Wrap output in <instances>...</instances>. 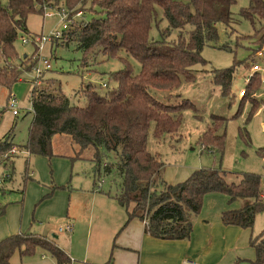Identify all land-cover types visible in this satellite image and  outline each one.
Here are the masks:
<instances>
[{
  "label": "trees",
  "instance_id": "16d2710c",
  "mask_svg": "<svg viewBox=\"0 0 264 264\" xmlns=\"http://www.w3.org/2000/svg\"><path fill=\"white\" fill-rule=\"evenodd\" d=\"M64 1L67 7L59 6L58 10L69 12L68 27L51 40L52 46L74 40L85 57L103 51L109 57L120 58L124 67L110 73V80H115L117 86L103 83L105 93L93 84L83 87L80 96L86 99L85 104L73 102L59 83L45 79L43 71L40 83L33 86V118L27 140L20 147L31 155L51 158L52 138L57 133L70 134L80 150L92 146L95 186L102 172L119 173L123 180L114 199L126 209L128 222L135 218L148 220L146 233L157 239H189L194 216L200 213L205 195L214 192L227 195L230 204L242 202L241 207L222 212L223 224L252 229L256 216L264 211V179L259 174L245 172L238 180L228 181L225 171L202 168L183 181L169 183L162 177L165 163L161 154L148 147L150 136L160 141L178 134L182 112L193 104L182 98L184 105L176 111L174 91L196 79L198 70L194 66L204 62L201 50L217 42L219 23L227 30L235 20L232 7L237 0H90L89 4L87 0H76L83 4L79 8L70 0ZM60 3L61 0H0V85L11 88L23 71L34 69L37 45L35 53L25 60L19 58L15 42L20 31H28L30 15L44 14L46 7ZM88 5L92 17L86 22L82 18ZM77 12L81 15L75 16ZM240 14L253 23L255 17L264 20V0H249ZM154 26L160 34L157 38L151 35ZM262 41L264 36L256 40ZM122 53L140 62L139 72ZM17 59L24 60L22 66L26 70L21 64L15 65ZM242 63L251 69L247 60H236L231 67L213 74L212 81L220 85L227 97L237 79L236 66ZM259 80L253 76L243 98L253 93ZM225 120L222 115L211 114V123L199 138L202 144L222 147ZM13 145L16 144L12 140H0V167L12 163L16 154L4 155ZM108 154L114 156L113 162L107 160ZM6 207L7 202L0 203V216ZM249 246L255 251V259H244V263L264 264V230L251 233ZM40 250L56 264H73L71 256L54 240L33 232L1 239L0 264H13L16 251L24 258Z\"/></svg>",
  "mask_w": 264,
  "mask_h": 264
},
{
  "label": "rangeland",
  "instance_id": "374dc122",
  "mask_svg": "<svg viewBox=\"0 0 264 264\" xmlns=\"http://www.w3.org/2000/svg\"><path fill=\"white\" fill-rule=\"evenodd\" d=\"M89 2L90 0H87L86 3L89 4ZM70 3H76L78 8L83 6L76 0H70ZM248 5L249 0L236 1L232 7L235 20L227 30L223 24L219 23V39L217 42L204 46L201 50L204 62H199L194 66V69L198 70L195 72L196 79L193 82H185L179 90L174 91L176 111L181 110L184 105L182 98H188L193 104L183 110V121L178 134L173 138L167 137L160 141L150 136L148 140L149 149L161 154L165 163L162 177L169 183L183 181L195 170L202 168L221 169L226 172L228 181L238 180L245 172L259 174L264 179V54H262L264 41L256 42L258 38L264 36V20L255 17L253 23L242 16L240 10ZM59 6L67 7L66 2L61 0L59 5L46 7V11L55 13L53 16L45 17L43 12L30 15L27 21L28 31H20L15 42L19 58L26 60L27 57L24 55L31 57L36 51V44L32 40L23 43L22 37L30 38L33 35L50 37L57 31L63 33L64 22L57 14ZM83 11L82 19L88 22L92 17L90 6L88 5ZM163 23L162 25H165V22ZM151 35L155 38L159 37L156 26L153 27ZM76 44L74 40L68 44L60 43L53 46L49 40L44 44L41 55L48 58L52 64V68L44 72V77L59 83L62 91L73 102L85 104L86 99L80 96L82 88L87 84H93L101 93H105L107 88L103 87V83L110 82L111 87L117 86V82L110 80L109 75L112 71L123 68L124 63L120 58L109 57L103 51H94L85 57L77 49ZM122 56L128 57L125 53H122ZM128 60L135 71L139 72L140 62L132 56H129ZM236 60H247L251 69L243 63L236 66L237 70L234 74L237 79L232 94L227 97L222 93L220 85L212 81V77L214 72L231 67ZM23 61L17 59L14 63L22 66ZM255 64L261 66L259 71H253ZM22 67L26 70L25 66ZM253 76L260 79L257 88L250 96L243 98L239 95V91L247 89ZM37 82L40 83V77L36 76L34 70H27L22 72L21 79L11 88L0 85V140H12L19 149L11 164L0 167L2 177L11 172V176L5 179L3 188L0 189V203L7 202L6 209L8 206L11 210L15 207L18 216L23 215L25 221L29 217L31 222L33 217L40 216L43 206L46 209L49 208L46 206L47 202L43 206L41 204L52 197L53 190L56 189L55 185L61 179L67 178L64 181L66 189L62 190L73 192L74 199L77 192V195H88L92 193L91 190L97 191V188H102L113 197L121 190L123 180L116 171L109 175H104L102 172L99 183L95 186L96 171L92 160L94 148L89 146L80 150L79 145L73 142L68 133H57L53 136L54 155L51 158L31 155L25 148L20 147L27 140L28 129L33 118L31 95L33 86ZM178 91L179 95H177ZM10 93L16 95L18 115H14L8 108ZM211 114H219L226 118L221 148L216 145L202 144L199 139L211 123ZM107 156L108 161L115 160L112 154ZM86 205H91L89 197ZM241 205L240 200L230 204L228 196L223 193H209L204 197L200 213L194 217L200 218L203 214L213 216L217 209L239 208ZM71 207H74V203H71ZM13 213L10 211L11 217ZM66 219V217L63 220L56 219L50 215L47 222L44 219V221L39 218L35 219L33 226L36 228L38 222L43 223V226L48 224L59 234L62 231L58 228L60 225L65 226ZM263 230L264 211L256 216L252 229H241L244 234L239 241L229 242V245L238 247L232 251V254L239 255L243 261L244 259L254 260L255 251L249 246L250 235L252 232L258 234ZM30 232L36 231L33 228ZM50 238L58 240L52 234ZM229 245L224 240L215 241L214 253L222 254ZM224 260L230 261V258ZM106 263L95 261L91 264ZM241 263L236 259L233 264ZM246 264L250 263L246 262Z\"/></svg>",
  "mask_w": 264,
  "mask_h": 264
},
{
  "label": "crops",
  "instance_id": "0c3cea01",
  "mask_svg": "<svg viewBox=\"0 0 264 264\" xmlns=\"http://www.w3.org/2000/svg\"><path fill=\"white\" fill-rule=\"evenodd\" d=\"M66 179L57 181L52 197L41 204L43 206L47 202L49 208L43 206L42 213L36 217L46 222L50 215L61 220L66 217L64 224L71 225V231L64 230L58 234L56 229L40 222L35 228L33 221L37 218L33 217L31 222L28 217L25 221L23 215L18 216L15 207L11 210L8 206L0 216V240L34 228V233L43 237L51 239L50 234L55 236L58 240L54 241L67 251L73 264L95 261H105L106 264H224L231 261L229 264H233L236 259H243L232 254L238 247L229 245V242L239 241L244 233L239 226L223 224L221 214L226 209H217L213 216L203 214L196 217L194 230L187 240H162L146 233L144 221L135 218L128 222L126 209L102 188H97V191L90 189L92 193L88 195H77V192L74 199L73 192L62 190L66 189ZM88 197L91 205L85 206ZM10 211L14 212L13 217ZM219 240L229 245L220 255L214 253L215 241ZM225 258H230V261H225ZM11 261L13 264H56L42 250L24 258L16 251Z\"/></svg>",
  "mask_w": 264,
  "mask_h": 264
},
{
  "label": "built area",
  "instance_id": "2783aa9c",
  "mask_svg": "<svg viewBox=\"0 0 264 264\" xmlns=\"http://www.w3.org/2000/svg\"><path fill=\"white\" fill-rule=\"evenodd\" d=\"M54 14L55 13L53 11H46V9L44 11L45 17L53 16ZM57 14L60 16L61 21L64 22L63 27L67 28L68 22H69V20H68L69 12L66 10H60ZM80 15H81V12H77V14L75 16H80ZM60 36H61V32L57 31L55 35H52L50 37H45V36H40V35L31 36L30 38L22 37L23 43H28L30 40H32L37 45V47L39 49V52L36 55L37 62H36V65L34 66V69H33L37 77H40V75L42 74L43 71H46V70H49L52 68L51 61L48 58H46L45 56L41 55V50H42L44 44L47 41L52 40V38L60 37ZM262 54H264V46H263ZM252 69H253V71H259L261 69V66L259 64H255ZM37 83H39V82H37ZM246 90H247L246 88L240 89L239 95L244 96L246 94ZM8 108L12 111V113L14 115L19 114V110L17 107L16 95L13 93H10V95H9ZM18 150H19L18 146L13 145L11 147L9 153L5 154L4 157H7L8 155H11V154H17ZM6 177H8V175H3V177L0 178V183H3L6 179ZM144 222H145V224H147L148 220H145ZM59 230L60 231H64V230L71 231L72 227H71V225L67 224L65 226H61L59 228Z\"/></svg>",
  "mask_w": 264,
  "mask_h": 264
},
{
  "label": "water",
  "instance_id": "95a60500",
  "mask_svg": "<svg viewBox=\"0 0 264 264\" xmlns=\"http://www.w3.org/2000/svg\"><path fill=\"white\" fill-rule=\"evenodd\" d=\"M27 55H24V57H26Z\"/></svg>",
  "mask_w": 264,
  "mask_h": 264
}]
</instances>
